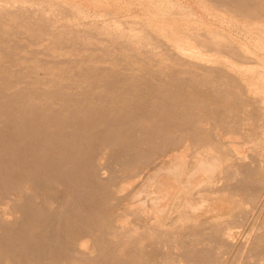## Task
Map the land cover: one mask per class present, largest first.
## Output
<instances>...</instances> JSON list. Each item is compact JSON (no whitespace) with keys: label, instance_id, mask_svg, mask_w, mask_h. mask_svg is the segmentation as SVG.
<instances>
[{"label":"rangeland","instance_id":"rangeland-1","mask_svg":"<svg viewBox=\"0 0 264 264\" xmlns=\"http://www.w3.org/2000/svg\"><path fill=\"white\" fill-rule=\"evenodd\" d=\"M95 1L0 0V264L69 263L62 259L63 253L75 245L53 243L55 226L52 230L35 226L29 232L37 236L43 231L49 244L23 237L22 225L14 223L23 218V208L37 212L49 197L50 213L65 205L80 221L96 226L109 216L111 186L121 183L117 175L126 170L128 161L152 152L167 162L207 142L222 143L223 149L245 157L255 190H228L230 204L201 214L206 224L181 233L185 243L181 250L165 248L152 254L144 244L141 257L132 251L134 257L126 255L129 264L140 259L153 264H202L194 253L203 250L214 253V260L203 264H264V241L259 242L264 239V171L259 165L264 162V144L257 137L264 125L256 121V108L248 105L253 95L248 92L249 80L261 79L256 73L264 55V0H177L183 7L158 0L171 5L166 15L174 16L156 14L160 5L156 0ZM78 5L86 14H76L72 6ZM187 8L202 26L187 16ZM151 20L166 26L189 25L201 34L208 28L227 35L236 46L243 45L246 54L251 51L252 58L229 55L236 72L224 70V59L214 46L199 54L198 45L205 37L171 30L159 34L160 30L149 29ZM150 30L153 34L147 36ZM222 68L226 80L218 83L217 70ZM248 68L256 72H246ZM222 119L225 125L220 124ZM163 146L165 158L160 152ZM109 163L114 167L103 180L98 167ZM123 186L121 195L132 189ZM218 189L226 194L224 188ZM89 240H80L79 246ZM49 246L53 253L46 255L42 247Z\"/></svg>","mask_w":264,"mask_h":264},{"label":"bare ground","instance_id":"bare-ground-1","mask_svg":"<svg viewBox=\"0 0 264 264\" xmlns=\"http://www.w3.org/2000/svg\"><path fill=\"white\" fill-rule=\"evenodd\" d=\"M39 1H41V0H39ZM156 1H158V0H156ZM164 1L167 2V0H164ZM168 1H172V2L174 1L177 6L183 7L181 5V2H179L177 0H168ZM108 2H111V1H108ZM158 2L160 3V1H158ZM168 3H166V4H168ZM100 5H101V2H100ZM62 6L64 7V5H62ZM170 6L160 3V5H158V8H156L157 9L156 14L163 15V16H174V15H166L167 13L169 14V12H171V10H172V9H170L171 8ZM72 7H73L72 9L75 12H77L76 13L77 15H78V13L86 14L85 8L84 7L82 8L81 5H78L77 7H74V6H72ZM187 9H188L187 10L188 12L185 10V12L188 14L187 16H190L194 13V11L192 9H190V8H187ZM192 20H194L195 25H199V26L203 25L202 22L200 21V23H201L200 24L197 21V18H195L193 15H192ZM140 23L143 24L142 22H138V21L136 22V24H138V25H140ZM163 23H164L163 21L156 23L155 21L151 20L148 22L149 27L152 26L149 29L154 28V29L160 30L159 34H161V33L166 34L167 31L169 32V30H171L170 32H172V33L173 32L174 33L183 32L184 34H186L188 36L191 35V36H195L197 38L205 37L204 40H202V39L200 40L201 45H198L200 47L199 54L201 53V51H203L202 49L210 48V46H214V51L215 52L217 51L216 53L222 56L221 59H224L223 65H222L224 70H230L232 72H236V68H237L236 65L233 62H230V60H228V58L231 57L232 54H234V57H242V58H248V59L252 58L251 57V54H252L251 51L249 53L250 55L246 54L244 52L246 49L242 50L243 45L239 44L241 47H239V45L236 46L235 45L236 42L233 39L226 37L227 35L224 36V35L218 34L217 32L212 31L208 28H205L204 34H201L197 31V29L192 28L189 25L185 28H182V27H175L173 25H167L166 26ZM141 28H142V26H141ZM143 31L144 30H142V32ZM151 34H153V33L150 30V33H148L147 36H149V35L151 36ZM159 34L157 36H159ZM141 37H143V36H141ZM256 40L257 39L255 38V41ZM252 41H253V39H252ZM189 42H191V41H189ZM197 42H195V44ZM243 43H244V41L242 42V44ZM255 43H257V42H255ZM145 44H146V41H145ZM227 44H230V45L227 46ZM163 46H165V45H163ZM148 47H150V45H148ZM155 47H152V48H155ZM211 52H212V50H211ZM208 53H210V52H208ZM203 54L201 53V55H203ZM229 55H231V56H229ZM261 57H262V55H261ZM176 58H177V56H176ZM209 59H211V58H209ZM262 59H263V62L261 63V66L258 65L259 67H261V69L259 71L257 70L258 72L256 73V75L260 76L261 79H258L256 81H250L248 79L250 82V84H249L250 87H248V92L253 94L249 99L248 105L254 106L256 108L254 111V115L256 116V119H257L256 121H258V122H260V124L262 123V125H264V55H263ZM209 62H207V63H209ZM255 63L256 62H254V64ZM223 68L220 70H217V74L220 76L218 83H224V81L226 80V79L222 78V75L224 76V74H225L224 72H222ZM250 69L254 73L256 72V71H254V69L253 70H252V68H250ZM211 70H213V69H211ZM248 70H249V68L246 70V72ZM215 72H216V70H215ZM241 76L246 77V75H243V74ZM226 78H227V81L230 79L228 77H226ZM245 79H243V80H245ZM202 80H204V79H202ZM205 81H206V79H205ZM202 82H203V84L206 83V82L204 83V81H202ZM208 82H209V80H208ZM212 82H214L213 79H212ZM216 83H217V81L215 82V85H216ZM222 88H225V87H222ZM218 89H219V87H218ZM225 90H227V89H225ZM218 91H220V90H218ZM231 91H233V90H231ZM231 91L229 93H231ZM222 93L224 96L226 95V94H224V92H222ZM225 97H227V96H225ZM227 98H230V97H227ZM220 124L225 125V121L222 119V121H220ZM156 135H154V136L156 137ZM257 137L260 138V140H261L260 142H262L264 144V130H262V133H259V135L257 134ZM255 140H257V138ZM171 141H172V139H171ZM178 141H177V145H178ZM210 143H212V142L204 143V145L201 144L202 146L201 147L199 146V148H195V147L188 148L185 150V152H181L179 154H176L174 156V158H171L167 162L164 161L163 159L158 160V158H156L157 157L156 154H154L152 152L144 154L143 156L135 157L131 161H128L126 164V170L124 172H121L120 175H117V177L121 179V183L118 184L117 182L115 183V181H114L112 186H111L112 187L111 199L109 201V206L107 205L108 207L111 208V211H109V216L104 217L99 222V224L96 226H94V225L92 226L90 223H87L85 220L80 221L75 215V213H76L75 210L68 208V207H65V205H63L60 209H57L53 213H50L49 207L47 206V201L49 200V197H48V200L46 198H44V200L42 199L43 201L40 205V209L37 212L30 211L29 209L27 210V209L23 208L24 209L23 210V218L22 219L16 218L14 223H16L20 226L22 225L23 237L29 238L32 241L38 240L39 244L40 243L49 244L48 243L49 240L47 239V237H46L45 233H43V231H40V233L37 236L29 235V232H31L33 227H35V226H40L41 228L49 227V230H52V228H53L52 226H55V228H54L55 237L54 236L51 237L53 243L55 241L59 245H62L63 241H67V243L69 244V247H70V244L75 245V246H71V249L69 251H67V252L65 251V253L62 252L64 254V258H62V259L69 261L68 264H86V263L92 264L93 261L95 263H99V264H129V260L132 257H134V255L132 257L130 256L131 251L136 253L135 255L139 254V256H140L139 251H141L144 248L143 247L141 249V245H144V244H145L144 246H146L147 251H149L150 253H152L154 250H158V249H161L164 251L165 248H167L166 250H170L171 252L172 251L177 252V251L181 250L180 246L181 247L185 246L184 241H182L180 239L182 232L184 233L186 231V229L193 228V226H196V225L200 226L202 224H206L205 222H207V221L202 218V217H205V216H203L204 214L207 215L213 208H215V209H217L218 207L223 208L225 206V204H230L231 199L227 195V194H229L228 190H230L231 188H234L236 190L242 189L243 193H247L250 191H254L256 188V185H254L252 183L253 180L249 176L250 172L248 175V169H247V166L245 165V163L248 160L246 161L245 157H239V156H237L236 152H234V151L228 152L227 149H223L222 143H220L218 145L215 144L216 146H214ZM194 146H196V145H194ZM261 147H262V145H261ZM165 151H166V148L164 146L160 148V152L164 156V158H165V156H167L166 155L167 152L165 153ZM189 151L192 152V155L190 154L191 156H189ZM121 162H123V161H121ZM104 164H106V163H104ZM259 165L262 168V170L264 171V162L260 163ZM113 167H114L113 163H109L107 165H103V166L98 167L99 168L97 170L98 176L103 179L104 177H106V172L110 171ZM170 167H171V169L169 170L168 168H170ZM233 171H235L237 173L236 176L233 175V173H234ZM203 172H206V175L203 174ZM238 175H241L242 178L238 179L237 183L236 182L233 183V181H232L233 178L236 179L238 177ZM123 184L130 185L132 187V189L128 193H126L125 195H121L122 190H124ZM39 185L44 186L45 185L44 181H43V183H39ZM216 187L220 188V189L224 188L226 190V194L222 193V191L219 189L216 190ZM201 214H203V215H201ZM130 216H132L133 218L131 219ZM227 216L229 219H231L233 215L232 216L227 215ZM218 218H220V217H218ZM50 220H52V222ZM216 222H218V221H216ZM216 228H217V225H216ZM216 228L213 227L212 229L214 230ZM220 229H221V227H220ZM42 230H44V229H42ZM208 230H210V229H208ZM49 232H51V231H49ZM184 235H185V233H184ZM197 236H199V235H197ZM85 238H90L91 240H89V241H91V242L88 244H84L82 246H79L80 240H83V242H84ZM213 239L215 240V236ZM226 239H227V237H226ZM144 240H147V242ZM143 241H144V243H143ZM263 241H264L263 238L259 239V242H263ZM214 243L217 244V242H213V244ZM182 244L184 246H182ZM192 246H194V245H192ZM196 246H198V245H196ZM50 247L51 246H49L48 248L42 247V249L44 250L46 255L53 253V251L51 250L52 248H50ZM186 248H187V246H186ZM216 249H217V246H216ZM221 249H223L222 246H221ZM170 251L167 254L171 253ZM183 251L184 250H182V253H185V251L184 252ZM187 251H190V250H187ZM187 251H186V255H187ZM197 251H199V250H197ZM200 251H202V250H200ZM204 251H207V252H204ZM239 251H241V250H239ZM212 252H213V250H212ZM244 252H246V251H244ZM8 254H10V253H8ZM191 254H193V253H191ZM194 254L196 257L198 256L197 259L202 261V264L203 263H209L210 261L214 260V258H213L214 253H211L208 250H203V252H201V253L199 252V254H197V253H194ZM239 254H240V252H239ZM126 255L130 256L129 260L127 259ZM131 255H132V253H131ZM242 255H243V253H242ZM129 256H128V258H129ZM174 257H175V255H174ZM155 258H154V261L156 260ZM162 258H164L163 255H162ZM184 258L186 259V257H184ZM169 259L171 260L170 257H169ZM192 259H193V257H192ZM140 260L137 261V264H153L150 261V259H149V261H145V262H142ZM142 260L144 261V259H142ZM216 260H218V259H216ZM74 262H76V263H74ZM60 264H62V262ZM168 264H170V263H168ZM216 264H217V262H216Z\"/></svg>","mask_w":264,"mask_h":264}]
</instances>
